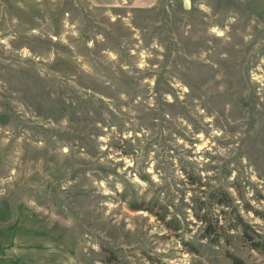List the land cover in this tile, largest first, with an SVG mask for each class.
Masks as SVG:
<instances>
[{"label":"rangeland","instance_id":"obj_1","mask_svg":"<svg viewBox=\"0 0 264 264\" xmlns=\"http://www.w3.org/2000/svg\"><path fill=\"white\" fill-rule=\"evenodd\" d=\"M231 255L264 264V0H0V264Z\"/></svg>","mask_w":264,"mask_h":264},{"label":"trees","instance_id":"obj_2","mask_svg":"<svg viewBox=\"0 0 264 264\" xmlns=\"http://www.w3.org/2000/svg\"><path fill=\"white\" fill-rule=\"evenodd\" d=\"M221 196H222V199H221V202H223L224 204L227 202L224 198H228V193H226L225 191H222L221 192ZM218 228H214L212 225H210V228H208V231L210 232L209 234L212 235V240H215L217 241L220 237L219 233H218ZM253 242V245L255 248H259L261 247V243L259 241H252ZM235 264H238L239 260L236 256L234 255H231Z\"/></svg>","mask_w":264,"mask_h":264},{"label":"crops","instance_id":"obj_3","mask_svg":"<svg viewBox=\"0 0 264 264\" xmlns=\"http://www.w3.org/2000/svg\"><path fill=\"white\" fill-rule=\"evenodd\" d=\"M123 1H127V0H123ZM132 1L137 4H141V5L144 4V6H151L157 2V0H132ZM92 2H99L106 7L115 8L119 6L121 0H92Z\"/></svg>","mask_w":264,"mask_h":264}]
</instances>
